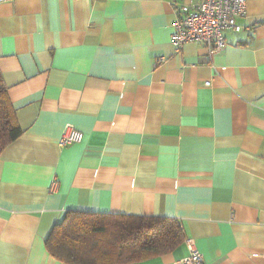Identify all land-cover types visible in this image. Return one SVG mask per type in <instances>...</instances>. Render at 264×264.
Returning <instances> with one entry per match:
<instances>
[{"label":"crops","instance_id":"1","mask_svg":"<svg viewBox=\"0 0 264 264\" xmlns=\"http://www.w3.org/2000/svg\"><path fill=\"white\" fill-rule=\"evenodd\" d=\"M194 2L0 0L23 130L0 152V264H67L46 239L68 210L175 217L200 264H264V0L223 49L177 50L172 22ZM68 125L84 138L60 146Z\"/></svg>","mask_w":264,"mask_h":264},{"label":"trees","instance_id":"2","mask_svg":"<svg viewBox=\"0 0 264 264\" xmlns=\"http://www.w3.org/2000/svg\"><path fill=\"white\" fill-rule=\"evenodd\" d=\"M22 132L0 73V152ZM185 239L181 222L171 216L68 210L46 246L67 264H123L170 252Z\"/></svg>","mask_w":264,"mask_h":264},{"label":"built area","instance_id":"3","mask_svg":"<svg viewBox=\"0 0 264 264\" xmlns=\"http://www.w3.org/2000/svg\"><path fill=\"white\" fill-rule=\"evenodd\" d=\"M247 12V0H195L182 4L171 25V41L177 50L189 41L203 44L209 51L223 49L227 44L226 31L240 32L244 26L238 18ZM163 57H159L161 61ZM210 82L207 81V84ZM84 132L73 125L65 127L59 139L60 146L81 142ZM190 254L180 264H200L203 254L194 239L186 238Z\"/></svg>","mask_w":264,"mask_h":264}]
</instances>
